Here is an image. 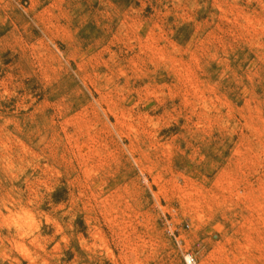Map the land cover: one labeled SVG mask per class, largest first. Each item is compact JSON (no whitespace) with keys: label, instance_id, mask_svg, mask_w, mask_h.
Segmentation results:
<instances>
[{"label":"rangeland","instance_id":"rangeland-1","mask_svg":"<svg viewBox=\"0 0 264 264\" xmlns=\"http://www.w3.org/2000/svg\"><path fill=\"white\" fill-rule=\"evenodd\" d=\"M264 264V0H0V264Z\"/></svg>","mask_w":264,"mask_h":264},{"label":"built area","instance_id":"built-area-1","mask_svg":"<svg viewBox=\"0 0 264 264\" xmlns=\"http://www.w3.org/2000/svg\"><path fill=\"white\" fill-rule=\"evenodd\" d=\"M186 264H197V259L192 254L186 257Z\"/></svg>","mask_w":264,"mask_h":264},{"label":"bare ground","instance_id":"bare-ground-1","mask_svg":"<svg viewBox=\"0 0 264 264\" xmlns=\"http://www.w3.org/2000/svg\"><path fill=\"white\" fill-rule=\"evenodd\" d=\"M189 255V254H188Z\"/></svg>","mask_w":264,"mask_h":264}]
</instances>
